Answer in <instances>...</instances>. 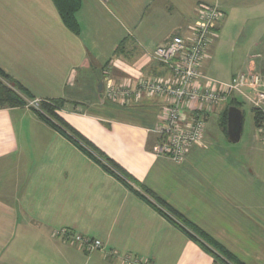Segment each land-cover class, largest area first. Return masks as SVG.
<instances>
[{
	"label": "crops",
	"instance_id": "1",
	"mask_svg": "<svg viewBox=\"0 0 264 264\" xmlns=\"http://www.w3.org/2000/svg\"><path fill=\"white\" fill-rule=\"evenodd\" d=\"M202 3L223 12L202 74L228 82L246 69L264 73V0H79L75 31L53 0H0V69L32 99L60 101L63 121L132 188L33 106L0 107V264H222L143 189L242 263L264 264V136L254 122L244 133L242 118L240 141L228 140L232 97L204 110L203 138L179 160L153 151L164 97H105L108 85L170 78L151 53L191 37ZM62 228L102 247L75 245Z\"/></svg>",
	"mask_w": 264,
	"mask_h": 264
},
{
	"label": "built area",
	"instance_id": "2",
	"mask_svg": "<svg viewBox=\"0 0 264 264\" xmlns=\"http://www.w3.org/2000/svg\"><path fill=\"white\" fill-rule=\"evenodd\" d=\"M222 17L223 12L217 4L202 3L191 37L174 35L168 43L152 51V57L170 71V78L144 79L134 85L124 83L106 87L105 97L121 104L139 100L143 96L165 98L166 110L151 129L159 137L153 147L157 154L173 160L181 159L190 147L203 138L204 110L231 97L233 100L240 97L260 113L261 119L256 127L264 136V73L246 69L230 81L221 82L206 77L200 71V63ZM38 101L33 99L26 105L31 106ZM57 234L87 250L102 247L101 241L83 237L67 228L59 229ZM123 262L147 264L137 257H124Z\"/></svg>",
	"mask_w": 264,
	"mask_h": 264
},
{
	"label": "trees",
	"instance_id": "3",
	"mask_svg": "<svg viewBox=\"0 0 264 264\" xmlns=\"http://www.w3.org/2000/svg\"><path fill=\"white\" fill-rule=\"evenodd\" d=\"M53 1L59 11V14L64 24L70 30L73 31L77 30V22L75 20L74 13L78 9L79 0H53ZM0 75H2L3 77H7L17 88V90H14L12 87H7L5 84H2L0 82V107H4V106L15 107V106L26 105L27 102L25 97L32 98L26 92V90L23 89L10 76L6 75L1 69H0ZM60 104L61 103L58 100L41 101L40 110L39 109H35V110L40 117L45 119L54 128L58 129L71 141L75 142V144L85 154L91 157L94 161L100 163L101 166L107 172L117 177L128 188L132 189L126 181L127 178L128 179L130 178L112 159L99 152L97 148L94 147V145L89 140H87L84 136H82L76 130L72 129L69 125H67L63 121V119L57 113L60 108ZM230 104L237 105L238 107H240L239 102L236 100H231ZM252 112L254 116V123L257 126L260 122L261 115L255 109H252ZM226 118H227V110L225 111L222 118V124L225 130H226ZM143 190L149 196L155 198L156 202H158L159 205H161L163 208L167 210V212H170L177 220H179V224L182 227V229L186 230V232L190 235V237L193 240H195L203 248L208 250L216 261L221 262L222 264H244L235 255H233L231 252L225 249L220 243H218L211 236L206 234L204 231H202L201 229H199L197 226L193 225L186 219L182 218L179 215H176L175 211L169 208L165 203H163V201H160L157 197H154L150 191H148L147 189H143ZM162 213L169 218V216L165 212L162 211ZM170 220L174 221L173 219Z\"/></svg>",
	"mask_w": 264,
	"mask_h": 264
},
{
	"label": "water",
	"instance_id": "4",
	"mask_svg": "<svg viewBox=\"0 0 264 264\" xmlns=\"http://www.w3.org/2000/svg\"><path fill=\"white\" fill-rule=\"evenodd\" d=\"M243 112L237 105L227 108L226 134L229 141L237 143L241 138Z\"/></svg>",
	"mask_w": 264,
	"mask_h": 264
},
{
	"label": "rangeland",
	"instance_id": "5",
	"mask_svg": "<svg viewBox=\"0 0 264 264\" xmlns=\"http://www.w3.org/2000/svg\"><path fill=\"white\" fill-rule=\"evenodd\" d=\"M0 82L2 84H5L7 87H12L14 90H17V88L14 86V84L7 77H3L2 75H0ZM25 99H26L27 103L30 101H33V99L29 98V97H25ZM236 101L239 102V106H240L242 112L244 113V117H243L244 118V127H245L244 133H246L247 124H249V123L251 124L254 122V116H253L252 108L246 101H244L243 99H241L238 96L236 97ZM36 103L37 104H33L31 106H33L35 109L37 108L40 110L41 100L36 102ZM216 118H217V116L215 113L210 114L209 119H208V124H212L214 121H216Z\"/></svg>",
	"mask_w": 264,
	"mask_h": 264
}]
</instances>
